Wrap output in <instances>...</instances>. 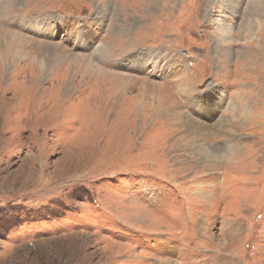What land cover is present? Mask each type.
I'll return each mask as SVG.
<instances>
[{"label":"rangeland","instance_id":"374dc122","mask_svg":"<svg viewBox=\"0 0 264 264\" xmlns=\"http://www.w3.org/2000/svg\"><path fill=\"white\" fill-rule=\"evenodd\" d=\"M0 264H264V0H0Z\"/></svg>","mask_w":264,"mask_h":264},{"label":"bare ground","instance_id":"6f19581e","mask_svg":"<svg viewBox=\"0 0 264 264\" xmlns=\"http://www.w3.org/2000/svg\"><path fill=\"white\" fill-rule=\"evenodd\" d=\"M254 2H256V1H254ZM257 3V2H256ZM249 7H251L252 8V6H249ZM254 7V6H253ZM259 8V7H258ZM250 9V8H249ZM253 9V8H252ZM255 9H256V7H255ZM255 9H254V11H255ZM258 10V9H257ZM248 11V10H247ZM249 12V11H248ZM252 12V11H251ZM250 12V13H251ZM244 18V17H243ZM247 20V19H246ZM256 20V19H255ZM211 21V20H210ZM249 21V20H248ZM221 23V22H220ZM245 23H247V22H245ZM251 25V24H250ZM246 27V26H245ZM244 28V27H243ZM229 40H230V38L229 37H227ZM224 42H225V40H224Z\"/></svg>","mask_w":264,"mask_h":264}]
</instances>
